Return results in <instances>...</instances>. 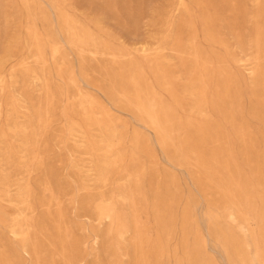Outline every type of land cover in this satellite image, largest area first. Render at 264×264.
I'll return each instance as SVG.
<instances>
[{
  "label": "rangeland",
  "instance_id": "374dc122",
  "mask_svg": "<svg viewBox=\"0 0 264 264\" xmlns=\"http://www.w3.org/2000/svg\"><path fill=\"white\" fill-rule=\"evenodd\" d=\"M34 255L264 263V0H0V258Z\"/></svg>",
  "mask_w": 264,
  "mask_h": 264
},
{
  "label": "bare ground",
  "instance_id": "6f19581e",
  "mask_svg": "<svg viewBox=\"0 0 264 264\" xmlns=\"http://www.w3.org/2000/svg\"><path fill=\"white\" fill-rule=\"evenodd\" d=\"M37 41V40H36ZM142 111L145 114V116H147V118L155 125V127L158 125V119H157V114H156V102L154 100H150L148 101V103L144 106L141 105ZM168 121V120H167ZM9 198V197H8ZM47 213H49L50 207L46 208ZM132 213V212H131ZM25 215V214H24ZM133 216V214H132ZM135 216V215H134ZM24 217V216H23ZM22 217V218H23ZM61 217V216H60ZM19 219L16 220L15 223L13 225L10 226V234L11 236H13V240L14 242H16L19 247L21 248V250L25 253L28 254L27 252V247L29 246L30 243V233L33 230L31 224L29 222H27L25 219ZM29 219V218H28ZM61 219V218H60ZM30 220V219H29ZM65 226V225H64ZM48 232V231H47ZM150 235V234H149ZM156 235V234H154ZM147 236V235H146ZM84 237V236H83ZM144 237V236H143ZM142 234L138 231L137 232V236H136V243L140 246L142 245ZM43 238V237H42ZM149 238H152L149 236ZM53 239V238H52ZM146 239V238H145ZM151 241V239H149ZM149 240H146L147 242ZM157 240V238H156ZM146 242V244H147ZM149 244V243H148ZM51 248V247H50ZM150 249V248H148ZM36 250V249H34ZM21 251V252H22ZM34 254H36L35 251H33ZM24 254V253H23ZM34 259H31V263L30 264H41L40 260L38 259L37 255H34ZM61 257V256H60ZM0 264H12L10 261L5 260L3 258H0ZM264 264V263H263Z\"/></svg>",
  "mask_w": 264,
  "mask_h": 264
}]
</instances>
